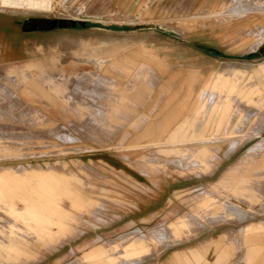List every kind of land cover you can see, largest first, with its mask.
Listing matches in <instances>:
<instances>
[{
  "label": "rangeland",
  "instance_id": "1",
  "mask_svg": "<svg viewBox=\"0 0 264 264\" xmlns=\"http://www.w3.org/2000/svg\"><path fill=\"white\" fill-rule=\"evenodd\" d=\"M242 1L50 0V12L0 8V264H90L86 252L112 244L114 264H122L129 261L123 246L140 237L149 244L135 264H171L175 252L182 263H172L185 264L193 248L203 257L193 264H214L215 256L243 264L239 230L264 220V97L255 88L264 76L250 75L264 52L245 60L237 34L249 25L241 31L240 22L209 18ZM81 15L112 21L21 32L29 18ZM113 46L121 61L135 58L134 87L123 84L113 60L87 63L114 57ZM199 46L223 56L208 58ZM198 57L202 77L231 65L240 69L229 77L239 85L226 87L225 72L197 91L190 72L177 79ZM160 61L168 72L158 83L153 65ZM70 64L79 74L65 71ZM144 77L158 83L151 92L161 98L150 113ZM169 81L172 88L161 87ZM248 208L257 213L243 218ZM184 216L193 224L174 233L169 225ZM157 230L167 238L154 240ZM263 258L264 251L252 264Z\"/></svg>",
  "mask_w": 264,
  "mask_h": 264
},
{
  "label": "crops",
  "instance_id": "2",
  "mask_svg": "<svg viewBox=\"0 0 264 264\" xmlns=\"http://www.w3.org/2000/svg\"><path fill=\"white\" fill-rule=\"evenodd\" d=\"M227 2H228V0H209L210 5H212L213 7L223 6V4L224 3L226 4ZM248 2L249 3L254 2L257 5L258 10L253 11V12H249V13L244 14L242 16L226 15V13H228L229 11H232L235 7H237L239 5V4H237L235 7L225 9L224 14H218L217 16L214 15V16L209 17V18L214 17L216 19L221 18L220 22L222 24L226 23V22H230L231 20L240 22L238 25H235V26L237 29L241 28V31L243 30V28H245L249 25L248 30L245 31L244 33H241V32H240V34L236 33L239 36V39L241 40L242 45L246 46V51H249L248 55L244 56V57H246L245 60H250L252 58H255L259 54L264 52V48L262 51H260V52L258 51L259 48L264 45V6L262 7V3H260L258 0H244L241 2V4L245 5V4H248ZM262 2L264 4V1H262ZM226 5H228V4H226ZM260 8H263V9L260 10ZM254 20L257 21L258 25L255 24L256 26L254 28H250V22H252V21L254 22ZM144 25H146V24H144ZM70 29H72V28H70ZM56 30H60V29H56ZM56 30H53V31H56ZM53 31L41 32V33H51ZM83 44L85 45L86 42L83 41ZM67 45L68 44H65L64 46H67ZM116 45H118L119 48L121 47V43H118ZM68 48H71V46L68 45ZM100 49L104 50L105 48L100 47ZM128 49L130 52L132 50L133 54H135L136 48L129 47ZM112 50L115 51L114 57H109V58H102L101 57L97 61H91V60L86 59L87 63H93L94 62V63H99L100 65H104V64L108 63L110 59L113 60L114 63H112V65H113L114 69H116L118 71V73L123 78V81L125 80L123 84L126 83L129 86V88H131L132 86L134 87L133 83L136 81V77H135L136 60H135V58H132L130 56L128 58L123 59V61H121L119 59V56H118L119 55L118 49L113 46ZM196 51L199 54L202 53L203 55L207 56L208 58H213V59H216L220 56L221 57L223 56L222 54H220L216 50L208 49L206 47H201V46L197 47ZM186 54L189 55V52H187ZM232 58H234V57L228 56V59H232ZM126 59L129 61V67L127 69L121 65V64L126 62ZM56 60H58V57L56 58ZM158 60H155V61H158ZM198 61H200V57L197 58L196 64H195V61H193L191 63L192 67H190L191 64L186 63V65H184V68H186V69L185 70H183V69L179 70L178 76L176 78L177 79L180 78V79L184 80L185 79V73L184 72H190V74H188L186 78H189V77L193 78V85L197 88H193L194 86L192 88L197 91V90H199V88L201 87L202 84L203 85L207 84V86H210V87L217 85L218 82H221V79L220 78L218 79V75H220L221 72H225L224 73L225 79L223 80V82H224V85L226 87L227 86H233V85H236V86L239 85L238 82L233 84L232 79L229 78L232 75V72H230V71H232L234 69L240 70L239 68L232 67L231 65H228L227 67H225L224 69H221V70L210 69L209 70V72H210L209 77H206L205 75H203V77H202V74H201L202 66L200 65V63H198ZM131 62H132V66H131ZM72 65L73 64H70V68L66 69L65 71L70 70L71 74H73L74 70H76V74H79V72H77L79 67L76 65V67L74 66L75 67L74 68V67H72ZM144 65L149 66L148 64H144ZM32 66H36V65L32 64ZM115 66H117L118 69ZM141 66H143V64H141ZM153 69H154L155 75H156L155 80L158 83L160 81H163V77L165 76L163 71H164V69L165 70L167 69V66L164 68V61H160L157 64L154 63ZM167 72L168 71L166 70V73ZM81 73H85V72L81 71ZM102 73H103V69H102ZM246 73L247 72L245 70H241V74L243 76H245ZM99 75H101V73ZM250 75L255 76V78H258V79L260 76H262V75L264 76V62L259 63L257 68L254 69L250 73ZM56 76H59V75H56ZM146 77H144V78L147 82V85H148L147 89L148 90H147V97H146L145 101H146V103H148V108H149V111L147 113H150L155 109V107L157 106V102H159L161 98L159 97V90L156 92H155V90L151 92L152 88L155 87V89H156L158 83L155 85L156 82L151 83L150 80L146 79ZM120 80L121 79L119 78L117 81L118 82L117 85H114V86L120 87L122 85V82H123ZM172 83H173L172 81H169L165 85L162 84L161 87L172 88V85H173ZM99 85L100 84L98 81L97 86H99ZM255 88L257 89V93L258 94L262 93V96L264 97V85L261 84V85H259V87L255 86ZM24 91L25 90H22V92H24ZM150 92H151V94L149 96ZM154 92H155V95L152 97ZM24 94L25 95H31V94H28L26 91L24 92ZM205 94L206 93H204V96H205ZM133 95H135V94H132L130 92V98H132ZM259 132L260 131L255 130V131H250L248 134H256V133L259 134ZM225 179H226L225 180V182H226L228 177L225 176ZM256 195H257V198H259L258 194H256ZM248 210L250 212H247V211L242 212L243 218L251 217L257 213V211H253V209L248 208ZM227 212H228V210H227ZM228 213H230V212H228ZM243 218H241V219H243ZM191 222L192 221L189 217L184 216V217H180L177 220V222L170 224L169 227L173 230L174 233H176V232H178V229H180V228L189 227L191 224H193V222L192 223ZM90 227L95 228L96 226L91 225ZM261 231H264V220L253 223L252 225L244 226L242 229L239 230V235H240V239H241L240 242L243 245L245 244V246L247 248V253L242 254L240 257V261H242L243 264H252L254 257L258 256V254H260L262 251H264V232L262 233ZM80 232H82V231L78 228L73 229L72 232H70V234H68L67 240L65 243L75 239L79 235ZM152 238H154V240H156V241L157 240L163 241L167 238V235H166V233H164V230H157V231L153 232ZM148 244H149V241L146 237L135 238V239L128 241L127 244H125L123 246V252H121L120 255L129 261L123 262L122 264H135L133 262H130V260H133L134 258L138 257V255H140L141 253L147 251L146 247ZM216 244H217V242H216ZM110 247L111 248H108L105 246H99V247L91 249L90 251H88L84 254L85 261L89 262L90 264H114V263H117L118 257L114 256L115 254L114 255L110 254L109 252L116 250L118 248V246L116 244H112ZM198 248H201V247H198ZM200 252H201L200 249L193 248L191 251L192 256H191L190 260L185 259V264H193V262L199 263L203 258ZM173 255L174 256L172 257V260H170L171 264H174V263H172V261H177V263H182V259L180 258V255L178 254V252H175ZM214 259H215L213 262L214 264H227V261H228L227 259H223V258H220L217 256H215ZM191 261H193V262H191ZM232 263H234V262H232ZM232 263H230V264H232ZM257 264H264V258L262 259L261 262L257 261Z\"/></svg>",
  "mask_w": 264,
  "mask_h": 264
},
{
  "label": "bare ground",
  "instance_id": "3",
  "mask_svg": "<svg viewBox=\"0 0 264 264\" xmlns=\"http://www.w3.org/2000/svg\"><path fill=\"white\" fill-rule=\"evenodd\" d=\"M52 6L53 5H52V2H50V0H0V8L1 9H4V8L15 9V10H18L19 12H23V13L50 12L52 9ZM257 10H258V7L255 3H248L245 5H242L241 3H239V5L237 7H235L232 11H230L228 14L233 15V13H236L238 15L239 14L243 15V14H247L249 12H253V11H257ZM2 11H4V10H2ZM63 19H67V18H63ZM71 20H79V21H92L93 20L94 22H108V23L112 21L111 18H109V20H106L102 17H90L87 15H81L80 19H79V17L78 18H71ZM22 87H23V85H22ZM7 89H5V90L7 91ZM75 89L84 91L83 85L81 86V85L76 84ZM9 93H10V90H9ZM90 93L94 94L93 91H91ZM17 97L19 98L18 95H17ZM199 124H201V123H199Z\"/></svg>",
  "mask_w": 264,
  "mask_h": 264
},
{
  "label": "water",
  "instance_id": "4",
  "mask_svg": "<svg viewBox=\"0 0 264 264\" xmlns=\"http://www.w3.org/2000/svg\"><path fill=\"white\" fill-rule=\"evenodd\" d=\"M86 21L63 19V18H29L20 23L21 32H50L56 29H70L77 26H85ZM264 45L259 48L262 51Z\"/></svg>",
  "mask_w": 264,
  "mask_h": 264
},
{
  "label": "trees",
  "instance_id": "5",
  "mask_svg": "<svg viewBox=\"0 0 264 264\" xmlns=\"http://www.w3.org/2000/svg\"><path fill=\"white\" fill-rule=\"evenodd\" d=\"M113 28H114L115 30H119V29H120V28H118V27H116V26H115V27H113Z\"/></svg>",
  "mask_w": 264,
  "mask_h": 264
}]
</instances>
